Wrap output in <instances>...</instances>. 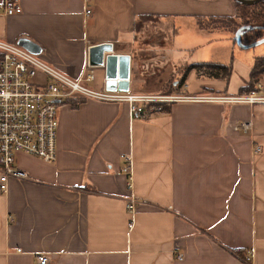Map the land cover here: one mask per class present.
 Returning a JSON list of instances; mask_svg holds the SVG:
<instances>
[{
    "label": "crops",
    "instance_id": "1",
    "mask_svg": "<svg viewBox=\"0 0 264 264\" xmlns=\"http://www.w3.org/2000/svg\"><path fill=\"white\" fill-rule=\"evenodd\" d=\"M18 2L20 13L0 15V39L71 79L91 72L83 84L95 91H109L105 67L89 64V49L100 44L129 56L122 93L131 95H163L135 86L158 72L154 62H171L174 85L192 62L228 64L207 57L216 40L232 41L218 20L235 15L234 0ZM144 15L160 17L162 43L156 28L141 26ZM254 59H234L226 80L191 70L169 95L245 94ZM258 84L264 90V72ZM166 103L168 111L142 115L127 102L79 94L61 101L55 161L17 153L28 176L10 178L0 193V264H36L39 253L48 264H264V104ZM243 121H252L246 133L234 129Z\"/></svg>",
    "mask_w": 264,
    "mask_h": 264
},
{
    "label": "built area",
    "instance_id": "2",
    "mask_svg": "<svg viewBox=\"0 0 264 264\" xmlns=\"http://www.w3.org/2000/svg\"><path fill=\"white\" fill-rule=\"evenodd\" d=\"M21 11L18 0H3L0 3V15L7 16ZM90 13L91 8L86 6L85 16ZM40 72L48 77L43 84L36 80ZM91 77V72L77 79L66 77L41 61L34 53L0 39V193H7L10 178L26 179L28 176L16 165L17 153L23 152L48 163L55 161L58 106L71 95L79 94L103 101L127 102L132 114L142 115L147 113L145 102L150 101L204 100L264 104V90L260 84H257L256 89L237 96H143L117 91H95L83 84ZM251 128L252 121H243L234 127L235 130L244 133ZM259 151V147L254 149L255 153ZM123 158L127 161L123 171L129 174V157L123 156ZM136 202L137 200L132 196L127 199L128 212H133ZM16 251L19 252L20 249ZM35 259L36 264L49 263L46 253L37 254Z\"/></svg>",
    "mask_w": 264,
    "mask_h": 264
},
{
    "label": "trees",
    "instance_id": "3",
    "mask_svg": "<svg viewBox=\"0 0 264 264\" xmlns=\"http://www.w3.org/2000/svg\"><path fill=\"white\" fill-rule=\"evenodd\" d=\"M235 15L229 18L223 19H238L239 23L234 30V32L242 27V26H251L250 28L242 33V37H249L252 35L254 31H261L264 34V0H259L251 5H245L235 2ZM144 17H154L160 18L156 16H141ZM139 22L136 23L138 25ZM230 30V29H229ZM233 32V33H234ZM259 37V36H258ZM231 64H223L211 61H200V62H192L188 65H185L182 70L177 72L178 81L176 85L173 84L174 80L168 82L163 88L161 94L169 95L171 92L176 90V88L181 87L184 84V81L187 77V74L191 70H195L196 73L203 77L208 78H220V79H228L231 73ZM264 72V54L261 56H256L254 62L251 66L250 70V83L245 91H250L256 89V86L260 80L262 73ZM145 108L147 113L149 112H166L169 109V104L164 101H150L145 102ZM146 113V114H147Z\"/></svg>",
    "mask_w": 264,
    "mask_h": 264
},
{
    "label": "rangeland",
    "instance_id": "4",
    "mask_svg": "<svg viewBox=\"0 0 264 264\" xmlns=\"http://www.w3.org/2000/svg\"><path fill=\"white\" fill-rule=\"evenodd\" d=\"M218 21H220V24L223 27L230 29V31L232 32V36L235 34L234 30L237 26V23H239L238 19H234V20L233 19H221ZM140 24L141 26L143 25V27L147 25V26H151L150 27L151 29L156 28L155 31L158 30V33L160 35L161 34L163 35V31L160 30L161 21L158 18L144 17L140 20ZM205 24L210 25L211 23L206 21ZM146 33H147L146 35H148V31ZM162 35L158 37V40L156 39L159 43H162L164 41V37L162 38ZM185 35L186 34H184V36ZM233 38H232V41L230 42L227 40H222V39L216 40V42L213 43V46L215 47V50L212 53L213 57H210L211 55H209V57L207 58L209 59L216 58L218 60H222L223 62H228V64L232 65V61L236 58L239 60H244V59L249 60V58H252L253 56L256 57V56L264 54V34L263 32L254 31L252 32V35L249 36L248 38L241 36L242 45L252 44L250 47H246L245 49L242 46H239L235 42V40H233ZM153 40L155 41V39ZM181 41L184 42L183 40ZM200 48H201V50H199L200 52L204 50V46H201ZM186 52L190 53L189 51H186ZM246 57H249V58H246ZM201 60H204V59H201ZM159 63L154 62V65L158 66L154 70V71L158 70L157 73L154 72L155 74L151 77H143V78L139 77L140 81H137V84L135 86H139L141 89H145L147 86L151 90L152 93H158V92L161 93L163 86L167 82H169L170 75H172L170 72L172 64L171 62L169 63L164 62V64L162 63L163 65H160ZM135 80L136 78L134 76L133 85H134Z\"/></svg>",
    "mask_w": 264,
    "mask_h": 264
},
{
    "label": "water",
    "instance_id": "5",
    "mask_svg": "<svg viewBox=\"0 0 264 264\" xmlns=\"http://www.w3.org/2000/svg\"><path fill=\"white\" fill-rule=\"evenodd\" d=\"M237 3L251 5L259 0H234ZM253 28L251 26H242L235 31L234 40L243 48L250 45H242L241 35L244 31ZM106 55L104 56V54ZM89 64L105 67V88L109 91H128L127 81L129 78V56L117 55L112 53L111 44L105 43L96 45L89 49Z\"/></svg>",
    "mask_w": 264,
    "mask_h": 264
}]
</instances>
